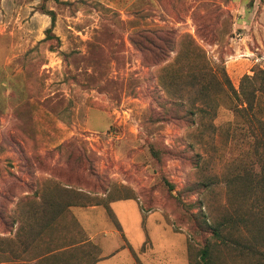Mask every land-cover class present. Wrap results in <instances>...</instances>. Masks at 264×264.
Returning a JSON list of instances; mask_svg holds the SVG:
<instances>
[{"label":"rangeland","instance_id":"1","mask_svg":"<svg viewBox=\"0 0 264 264\" xmlns=\"http://www.w3.org/2000/svg\"><path fill=\"white\" fill-rule=\"evenodd\" d=\"M263 68L264 0H0V264H194L202 212L251 246Z\"/></svg>","mask_w":264,"mask_h":264},{"label":"trees","instance_id":"2","mask_svg":"<svg viewBox=\"0 0 264 264\" xmlns=\"http://www.w3.org/2000/svg\"><path fill=\"white\" fill-rule=\"evenodd\" d=\"M55 2H58L59 0H53ZM47 14L50 15L51 23L50 27L47 29V37H53L50 33L52 27L54 26V12L52 10H47ZM259 73L263 75L264 79V68L258 70ZM254 76H248L245 75L243 77V80H253ZM264 82V80H261ZM260 81V85L255 88L252 87L250 95L254 96V94L259 91H264V84ZM241 93L245 99V102L249 105L251 103L249 99V94L244 90V87H242L241 84ZM192 113V112H190ZM258 163L260 168V175L261 177L255 181V186L253 189L249 188L251 193H253L254 197L252 199V212L253 214H250L255 219H264V158L258 157ZM172 187V185H171ZM255 210V211H254ZM201 219L197 220V227L198 229L203 232L207 233L208 235L204 237V240L202 242V245L198 248L197 252V258L195 260L194 264H218V252H219V246H223L227 250L232 251H238L240 253H247V254H255V255H263V251L259 250L258 244L259 241H261L262 238H264V223L262 225H258L254 230H251L250 232L252 235V240L254 241L253 244L249 247H243L241 242L236 240V238H232L233 233V221H231L230 218H226L225 221H218V220H209L207 214L201 213ZM252 217H243L240 218L241 221L244 223L248 221V219H252ZM261 222H264V220ZM237 252V253H238ZM260 258V257H259ZM254 264H264V257L261 260H256Z\"/></svg>","mask_w":264,"mask_h":264}]
</instances>
